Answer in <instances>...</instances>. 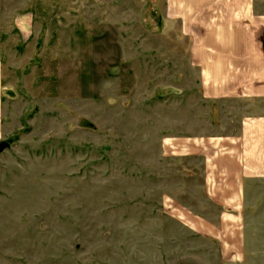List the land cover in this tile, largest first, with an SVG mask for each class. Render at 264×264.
I'll return each mask as SVG.
<instances>
[{
  "label": "rangeland",
  "instance_id": "obj_1",
  "mask_svg": "<svg viewBox=\"0 0 264 264\" xmlns=\"http://www.w3.org/2000/svg\"><path fill=\"white\" fill-rule=\"evenodd\" d=\"M191 46L168 0H0V264H264V180L216 204L190 150L264 101Z\"/></svg>",
  "mask_w": 264,
  "mask_h": 264
},
{
  "label": "crops",
  "instance_id": "obj_2",
  "mask_svg": "<svg viewBox=\"0 0 264 264\" xmlns=\"http://www.w3.org/2000/svg\"><path fill=\"white\" fill-rule=\"evenodd\" d=\"M168 1L191 37V60L202 74L205 97L264 101V13L256 11L254 0ZM213 143H193L191 154L206 156L210 199L216 202L218 195L216 204L236 207L246 200L243 186L264 180V115H248L238 137Z\"/></svg>",
  "mask_w": 264,
  "mask_h": 264
},
{
  "label": "water",
  "instance_id": "obj_3",
  "mask_svg": "<svg viewBox=\"0 0 264 264\" xmlns=\"http://www.w3.org/2000/svg\"><path fill=\"white\" fill-rule=\"evenodd\" d=\"M10 144L8 142H3L0 144V153H2L4 150H6Z\"/></svg>",
  "mask_w": 264,
  "mask_h": 264
}]
</instances>
